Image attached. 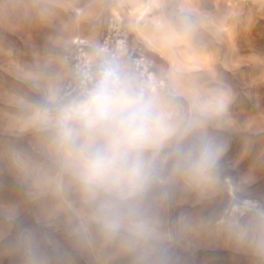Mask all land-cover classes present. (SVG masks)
<instances>
[{"label": "clouds", "instance_id": "clouds-1", "mask_svg": "<svg viewBox=\"0 0 264 264\" xmlns=\"http://www.w3.org/2000/svg\"><path fill=\"white\" fill-rule=\"evenodd\" d=\"M27 79L38 95L11 98L13 139L0 145V173L18 193L0 203V245L20 264H50L45 237L18 227L32 206L89 264H172L174 247L203 222L170 223L168 211L177 196L200 201L217 191L224 145L210 129L227 114L229 93L197 88L181 99L103 52L76 72L71 91L51 66ZM219 231L264 264V207L230 210Z\"/></svg>", "mask_w": 264, "mask_h": 264}, {"label": "rangeland", "instance_id": "rangeland-1", "mask_svg": "<svg viewBox=\"0 0 264 264\" xmlns=\"http://www.w3.org/2000/svg\"><path fill=\"white\" fill-rule=\"evenodd\" d=\"M178 1L0 0V145L13 139L7 131L11 98L38 95L28 74L38 67L51 66L55 73L62 67L64 87L71 76L65 56L73 39L86 35L92 41L95 32L92 45L97 47L108 17L120 13L133 43L146 48L166 76L167 88L179 98L197 88H222L230 95L227 114L210 129L224 145L217 191L200 201L177 196L168 211L170 223L181 215L203 222L196 234L174 247L172 264H253L251 257L226 243L219 226L230 210L246 207L248 199L264 207V0ZM147 3L149 14L130 16V10ZM94 7L100 10L96 14ZM69 21L80 25V34L68 32ZM133 21L155 27V39L138 38ZM17 199L11 178L0 173V203ZM18 227L45 237L50 264H89L66 240L58 222L39 218V209L25 206ZM0 264H20L6 243L0 245Z\"/></svg>", "mask_w": 264, "mask_h": 264}, {"label": "built area", "instance_id": "built-area-1", "mask_svg": "<svg viewBox=\"0 0 264 264\" xmlns=\"http://www.w3.org/2000/svg\"><path fill=\"white\" fill-rule=\"evenodd\" d=\"M98 52L119 57L140 78L153 86L167 88L168 80L155 65L154 59L142 44H135L127 26L126 18L120 13H112L107 20V28L97 47L86 35L73 39L72 48L65 60L71 67V76L64 88L71 91L75 86V74L78 70L90 67Z\"/></svg>", "mask_w": 264, "mask_h": 264}, {"label": "bare ground", "instance_id": "bare-ground-1", "mask_svg": "<svg viewBox=\"0 0 264 264\" xmlns=\"http://www.w3.org/2000/svg\"><path fill=\"white\" fill-rule=\"evenodd\" d=\"M178 1V0H177ZM132 2H136V1H132ZM179 2V1H178ZM151 7L149 6V3H147V4H145L143 7H141L140 9H138L137 11L136 10H134V11H132V10H130L129 11V14H130V16H134V15H142V17L143 16H145V15H147V14H149L148 13V11H149V9H150ZM113 10L114 11H118L119 10V5L118 6H115L114 8H113ZM100 10L96 7H94V9H92V13L94 12V14H96V13H98ZM141 17V18H142ZM71 24H74L73 26L71 25ZM78 26H80L77 22H73V21H69L68 22V26H66V27H68V32H72V33H74V34H80L81 33V30H77V27ZM132 28L135 30V32H136V35H137V37L138 38H141L142 40H144V41H148V42H150V41H152L153 39H155V37H156V33H155V27H153V26H147L146 27V24L145 25H138V23L136 22V21H133V23H132ZM157 30V29H156ZM70 34H69V36L67 37V40H69V38H70ZM92 41L94 40H96V33L94 32L92 35ZM74 38V37H73ZM66 40V41H67ZM92 46H94V45H92ZM55 72V71H54ZM66 72V70L64 69V68H60L55 74L59 77V78H61V77H63V75H64V73ZM245 205H246V207H248V206H250V207H257V204L256 203H254V201H252V200H246L245 201Z\"/></svg>", "mask_w": 264, "mask_h": 264}, {"label": "crops", "instance_id": "crops-1", "mask_svg": "<svg viewBox=\"0 0 264 264\" xmlns=\"http://www.w3.org/2000/svg\"><path fill=\"white\" fill-rule=\"evenodd\" d=\"M150 55V54H149ZM151 56V55H150ZM152 57V56H151Z\"/></svg>", "mask_w": 264, "mask_h": 264}]
</instances>
